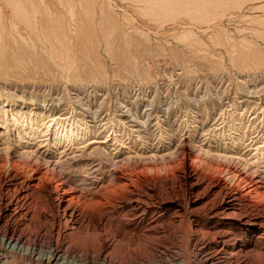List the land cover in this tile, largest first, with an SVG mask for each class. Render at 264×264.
Instances as JSON below:
<instances>
[{
  "label": "rangeland",
  "instance_id": "rangeland-1",
  "mask_svg": "<svg viewBox=\"0 0 264 264\" xmlns=\"http://www.w3.org/2000/svg\"><path fill=\"white\" fill-rule=\"evenodd\" d=\"M0 20V193L13 162L29 165L23 179L35 163L101 192L87 210L94 250L111 244L116 261L136 264L198 260L190 223L171 209L192 208L188 166L264 184V0H0ZM116 175L133 179L155 225H134Z\"/></svg>",
  "mask_w": 264,
  "mask_h": 264
},
{
  "label": "bare ground",
  "instance_id": "bare-ground-1",
  "mask_svg": "<svg viewBox=\"0 0 264 264\" xmlns=\"http://www.w3.org/2000/svg\"><path fill=\"white\" fill-rule=\"evenodd\" d=\"M10 20L13 19L10 18ZM11 25L13 33L18 31L14 23ZM22 40L25 39L22 38ZM11 166L14 172H11L10 180L2 186L4 191L0 193V264H136L122 258L116 261L117 258L113 254L111 244H106L97 251L94 250V239L90 235L93 229L90 228V216H94L95 213L92 214L94 211L89 212L88 207L100 204L94 197L102 196L101 192L87 195L86 192L79 191L74 186L70 187L72 184L70 176L61 175L59 177L58 173L52 171V175L49 176L47 175L48 170H38L35 163L29 167L32 175L30 174V177L25 179L21 178L22 173L17 169L29 166L27 163L18 167L13 162ZM197 170L190 164L185 173V180L192 191L193 198H190L192 208L186 207L188 209L186 214L183 211L184 205L180 202H174L175 206L171 207L174 209V217L179 224L185 221L190 223L192 240L195 239L199 243L198 247L202 253V256L194 263L186 259L184 264L261 263L264 260V184L262 176H256L255 173V176H249L247 173L229 168L225 172L231 177H237V181H234L235 184L232 185L219 176L222 174L211 175L213 173L208 174L207 170ZM128 179L127 176L124 178L116 175L114 183H122L123 180ZM131 180L115 187V189L130 188L127 189V193H124L127 194V200L125 199L127 215L138 228H143L146 220L151 221V226L155 225L158 220L153 216L148 217L151 213L149 201L144 197H136ZM56 193L59 194L58 197L54 196ZM118 194L122 193L118 192ZM168 202H165L166 206H169L166 209L170 208V205H167ZM36 221L39 222L38 226L34 224ZM48 221H51V227L44 228ZM138 230L141 231V229ZM129 232L124 230L125 235ZM179 233L182 234V232ZM184 237L183 233L182 238ZM71 238H74L77 246L72 244ZM6 244L15 250L6 248ZM78 245L84 249L80 250ZM18 248L21 250L18 251Z\"/></svg>",
  "mask_w": 264,
  "mask_h": 264
}]
</instances>
